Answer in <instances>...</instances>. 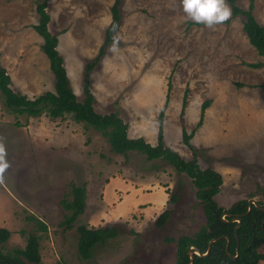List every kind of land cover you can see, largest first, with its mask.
<instances>
[{"label":"rangeland","instance_id":"1","mask_svg":"<svg viewBox=\"0 0 264 264\" xmlns=\"http://www.w3.org/2000/svg\"><path fill=\"white\" fill-rule=\"evenodd\" d=\"M38 1L0 0V68L9 75L10 87L31 99L53 90L55 81L41 49L43 39L33 27ZM113 2L48 0L49 30L58 36L57 48L79 99L86 64L104 40ZM237 4L247 8L249 0ZM120 5L114 40L89 76L95 110L117 112L129 137L155 145L165 107V145L221 173L219 205L263 201L264 56L250 44L242 15L231 12L230 19L210 29L186 17L182 0H121ZM253 14L264 24V0H255ZM205 101L203 123L196 127ZM183 126L188 133L194 130L189 140L193 149L182 140ZM0 143L9 164L0 174V226L11 231L3 252L23 248L32 232L40 236L38 264H176L175 242L164 238L193 235L205 223L196 188L185 173L137 150L112 152L99 131L72 115H19L7 108L0 91ZM117 174L147 185L162 180L170 195L177 194L176 201L169 200L170 215L161 226L140 224L134 216L94 219L98 210H107L101 204L105 181ZM72 184L86 187V212L66 228L61 201L72 198ZM34 216L46 223V230ZM88 219L98 227L117 225L120 232L84 259L78 254L76 224L94 227Z\"/></svg>","mask_w":264,"mask_h":264},{"label":"trees","instance_id":"2","mask_svg":"<svg viewBox=\"0 0 264 264\" xmlns=\"http://www.w3.org/2000/svg\"><path fill=\"white\" fill-rule=\"evenodd\" d=\"M120 1L114 0L110 7L111 20L105 28L104 40L93 60L86 64L83 78V98L79 99L70 84L63 57L59 52L58 36L49 30L50 14L47 11L48 0H39L36 4L38 21L33 25L34 29L42 37L41 49L49 59V67L54 75V89L46 91L34 98H28L24 94L15 92L10 87L11 79L4 68H0V91L4 96V103L8 109L16 114H26L38 116L42 113L50 117L57 118L64 115H72L78 122H84L87 127H92L99 131L106 139L110 150L114 153L125 154L130 150L140 151L148 160L162 159L171 164L177 171L185 173L191 178L196 188L195 195L200 200L205 223L193 235H180L177 238L165 237L167 242H175L176 264H187L189 255L187 253L190 246L197 247L201 252H205L208 243L212 238L225 235L229 239L226 250L227 238L225 236L212 242L210 251L200 256L194 254L192 264H258L264 259V198L257 200L258 206L252 205L251 210L241 217V223L236 230L234 228L237 221L232 220L236 215L243 214L248 208V199L233 201L228 207L219 205L216 195L222 185V175L213 168H202L195 156L191 159L183 158L178 152L166 146L163 141L162 120L164 108L159 114V129L157 134V144L152 145L143 137L131 138L127 134L128 125L117 112L99 113L94 108V96L90 88V72L100 61L105 53V46L114 40V35L121 23ZM233 16L242 15L243 30L251 45L255 47L260 55L264 56V24H260L253 14L255 0H249L247 8H242L237 4V0H227ZM260 64V63H259ZM264 64V63H263ZM257 65V64H255ZM170 82L168 81V91L166 102L168 101ZM186 102V92L183 104ZM208 101L201 105L200 118L197 126L203 123L205 109ZM182 127V140L193 149L189 142L192 134ZM71 199L63 198L62 206L67 211L61 224L66 228H71L78 220V217L85 211L86 187L84 185L72 184ZM177 194H171L169 200L176 201ZM225 219L222 218V214ZM170 211L165 209L160 213L155 224L161 226L169 217ZM36 223L41 230H46V223L39 217H35ZM78 233L77 249L81 258H90L99 245L108 243L110 239L119 235L120 229L117 225H105L99 227H89L83 222L76 224ZM11 231L0 226V264H38L40 263V243L39 235L30 233L23 248H15L11 252H3V244L10 238ZM238 240V249H237ZM232 259L231 256H235Z\"/></svg>","mask_w":264,"mask_h":264},{"label":"crops","instance_id":"3","mask_svg":"<svg viewBox=\"0 0 264 264\" xmlns=\"http://www.w3.org/2000/svg\"><path fill=\"white\" fill-rule=\"evenodd\" d=\"M168 186H165L162 180L147 185L129 176L124 178L118 174L111 176L104 183L103 197L101 198V204L105 205L107 210L105 212L101 210L96 211L97 213L93 215L94 219L97 220V215L102 218L106 216V221L134 216L140 224L151 223V221L155 222L157 216L164 209H167L170 199V194L166 191ZM85 212L86 209L82 216ZM90 220L88 219L90 225L94 224V227H98ZM136 234L139 237H148L143 233Z\"/></svg>","mask_w":264,"mask_h":264},{"label":"clouds","instance_id":"4","mask_svg":"<svg viewBox=\"0 0 264 264\" xmlns=\"http://www.w3.org/2000/svg\"><path fill=\"white\" fill-rule=\"evenodd\" d=\"M182 6L189 20L203 24L210 29L226 22L231 17L227 0H182ZM6 155L4 144L0 143V174L9 167Z\"/></svg>","mask_w":264,"mask_h":264},{"label":"water","instance_id":"5","mask_svg":"<svg viewBox=\"0 0 264 264\" xmlns=\"http://www.w3.org/2000/svg\"><path fill=\"white\" fill-rule=\"evenodd\" d=\"M252 205L258 206L256 200L253 199V198H250V199H248V208H247L246 212L243 213V214L236 215V216L232 219V220H234V221H237V224H236V226H235V228H234L235 235H236V230H237L238 226H239L240 223H241V217H242L244 214H247V213L251 210ZM258 207H260V206H258ZM260 208L264 210L263 207H260ZM226 214H227V213L222 214V218H223V219H225V215H226ZM223 236H225V235H221V236H219V237H217V238H212V239L209 241V243H208V247H207V250H206L204 253L201 252L197 247H195V246H190L189 249H188V251H187V253H188V255H189V261L187 262V264H192L194 254H197V255H200V256H204V255H206V254L210 251V248H211V244H212V242L215 241L216 239H219V238L223 237ZM225 237L227 238V243H226V250H227L228 245H229V239H228L227 236H225ZM237 249H238V240H237ZM237 255H238V253H237L235 256H231L232 259H235V258L237 257Z\"/></svg>","mask_w":264,"mask_h":264},{"label":"flooded vegetation","instance_id":"6","mask_svg":"<svg viewBox=\"0 0 264 264\" xmlns=\"http://www.w3.org/2000/svg\"><path fill=\"white\" fill-rule=\"evenodd\" d=\"M257 202V201H256ZM257 204H258V202H257ZM259 206V205H258Z\"/></svg>","mask_w":264,"mask_h":264}]
</instances>
